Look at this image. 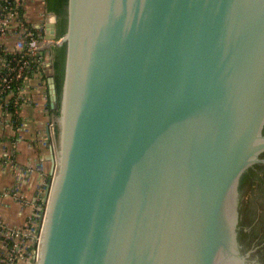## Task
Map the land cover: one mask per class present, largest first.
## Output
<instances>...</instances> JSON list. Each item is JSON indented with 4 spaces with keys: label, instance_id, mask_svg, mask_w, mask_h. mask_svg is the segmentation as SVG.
Returning <instances> with one entry per match:
<instances>
[{
    "label": "water",
    "instance_id": "water-1",
    "mask_svg": "<svg viewBox=\"0 0 264 264\" xmlns=\"http://www.w3.org/2000/svg\"><path fill=\"white\" fill-rule=\"evenodd\" d=\"M67 10L48 47L67 55L60 104L50 75L59 135L32 263L262 264L241 211L264 167V0Z\"/></svg>",
    "mask_w": 264,
    "mask_h": 264
},
{
    "label": "crops",
    "instance_id": "crops-1",
    "mask_svg": "<svg viewBox=\"0 0 264 264\" xmlns=\"http://www.w3.org/2000/svg\"><path fill=\"white\" fill-rule=\"evenodd\" d=\"M22 3L24 18L29 24L44 23L48 12L45 0H22ZM1 43L14 51L25 49L20 36L14 33L0 37ZM51 73L46 76L37 73L27 82L20 126L6 115L0 122V154L13 152L16 161V167L13 164L0 168V220L9 228L23 227L29 219L37 217L39 189L44 186L46 190L52 177L53 150L49 137L54 118L49 111L48 96ZM31 168L35 169L31 176L18 171ZM15 190L24 197L23 203L12 195Z\"/></svg>",
    "mask_w": 264,
    "mask_h": 264
},
{
    "label": "built area",
    "instance_id": "built-area-1",
    "mask_svg": "<svg viewBox=\"0 0 264 264\" xmlns=\"http://www.w3.org/2000/svg\"><path fill=\"white\" fill-rule=\"evenodd\" d=\"M0 4V37H5L10 33L20 36L25 49L14 51L0 44V122L3 116L11 118L14 124L20 126V114L25 103L26 84L30 78L43 73L44 76L53 72L50 45H57L62 41H50L47 39L48 27L56 22H48V16L55 15L45 13L44 23L38 25L29 24L21 13L22 0H1ZM57 24V23H56ZM13 56L9 59L8 56ZM47 83V80H46ZM49 105L52 110V93L49 92ZM14 111H10V106ZM54 120L51 123L50 145L55 146L53 133ZM15 165V154L4 152L0 154V168H7ZM43 170V169H42ZM21 174L32 175L35 169L19 170ZM51 181V180H50ZM50 183H48L47 188ZM44 186L41 187L37 202L40 203L39 214L35 218L29 219L27 224L20 228H9L0 220V264H33L32 260L39 253L43 219L47 208V197ZM46 191V192H45ZM22 203L24 197L16 190L12 192ZM36 202V203H37ZM40 219V222H39Z\"/></svg>",
    "mask_w": 264,
    "mask_h": 264
},
{
    "label": "flooded vegetation",
    "instance_id": "flooded-vegetation-1",
    "mask_svg": "<svg viewBox=\"0 0 264 264\" xmlns=\"http://www.w3.org/2000/svg\"><path fill=\"white\" fill-rule=\"evenodd\" d=\"M261 168L264 169L258 167L245 181L241 225L244 232L243 244L248 249L262 246L257 256L264 264V171ZM258 176L263 178L262 182L258 180Z\"/></svg>",
    "mask_w": 264,
    "mask_h": 264
},
{
    "label": "trees",
    "instance_id": "trees-1",
    "mask_svg": "<svg viewBox=\"0 0 264 264\" xmlns=\"http://www.w3.org/2000/svg\"><path fill=\"white\" fill-rule=\"evenodd\" d=\"M2 1L0 0V4ZM46 9L49 13L55 14L57 16V36L59 38L63 37L67 32V25H68V0H45ZM21 13L23 14V10L21 9ZM52 55V64L54 68V76L56 80V91L58 95V103H61V97L63 92V85H64V78H65V66H66V55H67V48H53L51 51ZM9 59H13V56L9 55ZM2 98L0 97V102ZM10 111H14L13 106H10ZM49 111L54 115V120L60 115V110H52L49 105ZM55 140L57 141L59 130L56 124L55 128ZM261 171L264 169L261 168ZM252 174L254 172L252 171ZM261 177L258 176V180L262 182ZM51 179H49L50 182ZM264 204V203H262Z\"/></svg>",
    "mask_w": 264,
    "mask_h": 264
}]
</instances>
